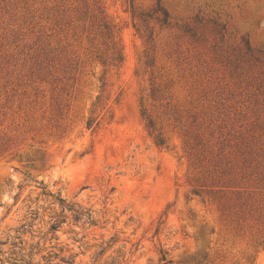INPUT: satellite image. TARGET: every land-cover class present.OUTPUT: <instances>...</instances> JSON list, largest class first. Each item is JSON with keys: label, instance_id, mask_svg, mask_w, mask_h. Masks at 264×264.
<instances>
[{"label": "rangeland", "instance_id": "rangeland-1", "mask_svg": "<svg viewBox=\"0 0 264 264\" xmlns=\"http://www.w3.org/2000/svg\"><path fill=\"white\" fill-rule=\"evenodd\" d=\"M22 225L75 264H264V0H0V251Z\"/></svg>", "mask_w": 264, "mask_h": 264}, {"label": "trees", "instance_id": "trees-1", "mask_svg": "<svg viewBox=\"0 0 264 264\" xmlns=\"http://www.w3.org/2000/svg\"><path fill=\"white\" fill-rule=\"evenodd\" d=\"M61 201V207L65 211V200ZM82 218L80 215L76 216V221H80ZM65 221L57 220L52 224L50 232L55 234ZM26 225H22L18 230V236L9 237L8 240L1 245L7 247L0 251V264H75L76 255L67 257L64 255L65 249L55 251V247L51 249L42 246L40 242L34 243L29 240H25L24 237L28 233L26 231ZM32 235V241L34 240ZM54 237L52 238V240ZM166 259V256L163 258ZM112 264H124L120 261H114Z\"/></svg>", "mask_w": 264, "mask_h": 264}]
</instances>
